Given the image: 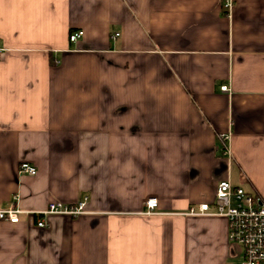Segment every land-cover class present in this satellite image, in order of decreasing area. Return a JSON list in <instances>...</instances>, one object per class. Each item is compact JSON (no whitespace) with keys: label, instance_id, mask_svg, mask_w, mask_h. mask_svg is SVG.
<instances>
[{"label":"crops","instance_id":"1","mask_svg":"<svg viewBox=\"0 0 264 264\" xmlns=\"http://www.w3.org/2000/svg\"><path fill=\"white\" fill-rule=\"evenodd\" d=\"M233 1L0 0V208L88 197L0 220V264L240 263L185 214L222 179L264 201V0Z\"/></svg>","mask_w":264,"mask_h":264},{"label":"built area","instance_id":"2","mask_svg":"<svg viewBox=\"0 0 264 264\" xmlns=\"http://www.w3.org/2000/svg\"><path fill=\"white\" fill-rule=\"evenodd\" d=\"M234 6L233 0H222V7L228 13ZM84 34L83 30L73 31L69 35L72 42H76ZM118 35V34H117ZM4 55V49H0V60ZM221 90L231 92L228 84L221 86ZM230 133L222 135L223 149L226 154L230 153ZM19 172L29 175L37 173V167L28 161H22ZM88 197L76 203H63L52 201L43 210L29 211L18 206L0 208V220L18 223L22 214L35 215L39 227H47V216L58 215H81L86 212ZM143 213L151 215L157 213L159 201L156 197H149L145 201ZM185 214L191 216H220L228 223V239L240 247L242 255L239 264H264V201L244 187L235 185L230 179H222L217 184L215 199L212 203L204 202L191 205Z\"/></svg>","mask_w":264,"mask_h":264}]
</instances>
